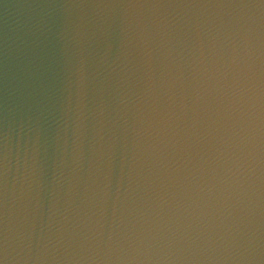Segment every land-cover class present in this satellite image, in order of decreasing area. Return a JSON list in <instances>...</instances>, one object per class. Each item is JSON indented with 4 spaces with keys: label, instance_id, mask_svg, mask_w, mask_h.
I'll list each match as a JSON object with an SVG mask.
<instances>
[{
    "label": "water",
    "instance_id": "95a60500",
    "mask_svg": "<svg viewBox=\"0 0 264 264\" xmlns=\"http://www.w3.org/2000/svg\"><path fill=\"white\" fill-rule=\"evenodd\" d=\"M0 264H264V0H0Z\"/></svg>",
    "mask_w": 264,
    "mask_h": 264
}]
</instances>
